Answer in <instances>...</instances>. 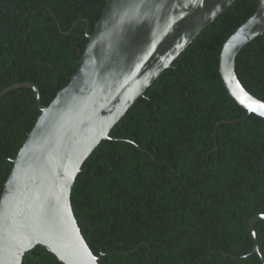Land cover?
Here are the masks:
<instances>
[{
    "label": "trees",
    "instance_id": "16d2710c",
    "mask_svg": "<svg viewBox=\"0 0 264 264\" xmlns=\"http://www.w3.org/2000/svg\"><path fill=\"white\" fill-rule=\"evenodd\" d=\"M106 0H0V92L48 105L79 68ZM258 0H234L165 68L82 164L71 203L99 264H262L264 118L226 90L219 55ZM235 71L264 100V32ZM41 110L0 95V194ZM264 259V219L254 225ZM21 264H63L42 245Z\"/></svg>",
    "mask_w": 264,
    "mask_h": 264
},
{
    "label": "water",
    "instance_id": "95a60500",
    "mask_svg": "<svg viewBox=\"0 0 264 264\" xmlns=\"http://www.w3.org/2000/svg\"><path fill=\"white\" fill-rule=\"evenodd\" d=\"M234 0H106L79 59V68L48 105L30 86L41 110L13 158L0 194V264H21L36 245L63 264H99L71 203L72 185L85 159L159 74ZM264 32V0L224 41L219 72L228 93L264 118V100L248 91L235 71L241 48ZM253 242L264 264L255 232Z\"/></svg>",
    "mask_w": 264,
    "mask_h": 264
}]
</instances>
